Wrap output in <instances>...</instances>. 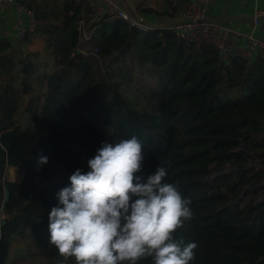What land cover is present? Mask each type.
Here are the masks:
<instances>
[{
  "label": "trees",
  "instance_id": "obj_1",
  "mask_svg": "<svg viewBox=\"0 0 264 264\" xmlns=\"http://www.w3.org/2000/svg\"><path fill=\"white\" fill-rule=\"evenodd\" d=\"M15 1L43 22L44 46L0 40V264L19 239L43 264H76L48 242L56 194L102 142L132 136L142 175L166 167L163 182L191 200L174 234L198 245L190 264H264V60L223 62L170 30L97 18L86 0Z\"/></svg>",
  "mask_w": 264,
  "mask_h": 264
},
{
  "label": "clouds",
  "instance_id": "obj_2",
  "mask_svg": "<svg viewBox=\"0 0 264 264\" xmlns=\"http://www.w3.org/2000/svg\"><path fill=\"white\" fill-rule=\"evenodd\" d=\"M48 163L41 155L38 166ZM142 143L132 136L102 142L86 173L76 169L70 187L56 194L58 205L48 215L50 245L76 264H190L195 242L174 234L193 217L191 200L163 181L167 168L142 175Z\"/></svg>",
  "mask_w": 264,
  "mask_h": 264
},
{
  "label": "built area",
  "instance_id": "obj_3",
  "mask_svg": "<svg viewBox=\"0 0 264 264\" xmlns=\"http://www.w3.org/2000/svg\"><path fill=\"white\" fill-rule=\"evenodd\" d=\"M92 14L97 18L119 19L125 22L130 28L141 33H149L150 27L142 21L130 15L127 11L111 0H86ZM188 8L182 20L178 21L170 30L177 40L186 48H200L203 46L212 47L223 62L232 59H240L246 62H255L258 59L264 60V40L255 38L252 35L244 36V43L238 44L229 38L228 31L223 30L215 24L207 14V7L210 0H187ZM12 6L13 11H9ZM263 12L257 11L255 23H259ZM12 17V31L7 30L5 18ZM43 22L36 16L33 9L15 0H0V40H9L20 43L25 38L32 40L41 36ZM84 24L80 29L83 30ZM85 56L88 54L79 49Z\"/></svg>",
  "mask_w": 264,
  "mask_h": 264
},
{
  "label": "crops",
  "instance_id": "obj_4",
  "mask_svg": "<svg viewBox=\"0 0 264 264\" xmlns=\"http://www.w3.org/2000/svg\"><path fill=\"white\" fill-rule=\"evenodd\" d=\"M63 2V0H59ZM136 19L150 27V32L170 30L182 20L187 8V0H111ZM9 11H13L12 6ZM262 11L259 23H255V14ZM209 18L221 30L228 31L229 38L238 44L244 43V36L252 35L264 40V0H210L207 7ZM7 30L12 31V17L5 18ZM171 31V30H170ZM17 45V42H12ZM19 45V44H18ZM44 41L36 39L32 45L25 48L29 51L43 49ZM250 63V62H249ZM243 195V194H242Z\"/></svg>",
  "mask_w": 264,
  "mask_h": 264
},
{
  "label": "rangeland",
  "instance_id": "obj_5",
  "mask_svg": "<svg viewBox=\"0 0 264 264\" xmlns=\"http://www.w3.org/2000/svg\"><path fill=\"white\" fill-rule=\"evenodd\" d=\"M42 50H40V51H42ZM35 52H37V51H35ZM10 170L7 172V178L10 181L21 182L23 180V178H24L23 172H20L17 169H10ZM242 193H243V191H241V194ZM245 197H246V194H245ZM251 197H252V195H251ZM262 201H264V198L260 199V201H258V202L261 203ZM8 264H43V260L40 257L29 255L28 252L25 251L24 241L19 239L12 246L11 258L8 261Z\"/></svg>",
  "mask_w": 264,
  "mask_h": 264
},
{
  "label": "water",
  "instance_id": "obj_6",
  "mask_svg": "<svg viewBox=\"0 0 264 264\" xmlns=\"http://www.w3.org/2000/svg\"><path fill=\"white\" fill-rule=\"evenodd\" d=\"M226 172H229V171H226ZM263 185H264V184H263ZM247 191H248V188H247V189H244V190H243V193H242V194H243L242 196H245V194H246ZM242 196H241V197H242ZM241 197H238V198H236L234 201H232V202H231V206H232L233 204H235V202H238V201L241 199ZM7 199H8V197H7ZM257 204H260V202H257ZM4 206H5V204H4Z\"/></svg>",
  "mask_w": 264,
  "mask_h": 264
},
{
  "label": "bare ground",
  "instance_id": "obj_7",
  "mask_svg": "<svg viewBox=\"0 0 264 264\" xmlns=\"http://www.w3.org/2000/svg\"><path fill=\"white\" fill-rule=\"evenodd\" d=\"M11 171V170H10Z\"/></svg>",
  "mask_w": 264,
  "mask_h": 264
}]
</instances>
